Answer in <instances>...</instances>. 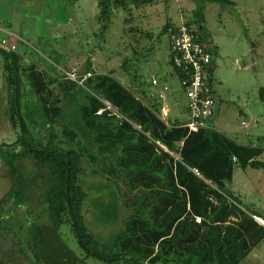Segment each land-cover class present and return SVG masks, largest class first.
Returning <instances> with one entry per match:
<instances>
[{"label": "trees", "instance_id": "obj_1", "mask_svg": "<svg viewBox=\"0 0 264 264\" xmlns=\"http://www.w3.org/2000/svg\"><path fill=\"white\" fill-rule=\"evenodd\" d=\"M155 2L97 0V35L106 33L113 9ZM191 13L193 19L183 23L201 38L203 7L195 5ZM174 25L166 22L162 34ZM12 47L0 48L9 121L23 148H30L26 156L44 171L42 214L55 230L71 231L82 260L242 264L264 241V215L245 211L227 188L236 169L264 174L261 146L237 143L213 128L191 132L185 123L162 120L157 105L146 103L113 71L95 72L88 59L84 68L91 76L79 85L64 78L63 71L73 68L25 66ZM213 69L206 75L212 86ZM259 95L264 101V88ZM87 175L97 179L89 185L92 195L84 190ZM86 201L97 233L85 219ZM121 208L128 215L120 228L100 232L115 226Z\"/></svg>", "mask_w": 264, "mask_h": 264}, {"label": "rangeland", "instance_id": "obj_2", "mask_svg": "<svg viewBox=\"0 0 264 264\" xmlns=\"http://www.w3.org/2000/svg\"><path fill=\"white\" fill-rule=\"evenodd\" d=\"M96 1L0 0V48L13 45L15 51L22 54L23 65L34 64L38 70L56 71L59 66L77 69L85 67L88 59L97 71H113V75L126 85L139 77L142 85L148 87L151 76L177 83L168 60V39L160 30L165 20L172 19L178 24V17L184 21L192 20L191 1L203 7V28L198 29L203 42L211 41L218 49L213 76L218 110L212 128L229 133L238 143H257L264 150V101L259 95L260 88H264V0H229L233 5L210 0H168L167 6H164L165 0H156L153 10L157 12H153L152 24L147 30L141 26L144 20L132 14V7L127 11L113 9L103 37L97 35ZM150 44L153 51L145 50L143 46ZM171 91L165 94L169 95ZM179 97L184 98L181 92ZM240 122L245 123L247 129L239 125ZM259 160L264 162V151ZM40 178L36 181L42 186L41 199L45 185ZM96 181L89 175L85 177L87 194H93L89 185ZM227 188L235 191L245 211L264 215V174L261 170L236 169ZM91 209V203L86 201L85 219L92 226L91 231L88 230L97 233L99 228L94 225ZM127 215L128 212L121 208L115 226L100 232L117 231ZM51 230L57 236L51 239L57 241L52 246L57 264L64 251L63 245L66 264H81L82 256L71 231L67 228L57 231L52 226ZM84 264L107 263L89 258ZM242 264H264V241Z\"/></svg>", "mask_w": 264, "mask_h": 264}, {"label": "flooded vegetation", "instance_id": "obj_3", "mask_svg": "<svg viewBox=\"0 0 264 264\" xmlns=\"http://www.w3.org/2000/svg\"><path fill=\"white\" fill-rule=\"evenodd\" d=\"M3 67L0 56V264H57L52 253L57 241H51L57 236L41 214L44 194L40 199L41 185L36 181L41 176L44 183V171L26 156L30 148H23L9 121ZM63 250L59 264H66L65 245Z\"/></svg>", "mask_w": 264, "mask_h": 264}, {"label": "built area", "instance_id": "obj_4", "mask_svg": "<svg viewBox=\"0 0 264 264\" xmlns=\"http://www.w3.org/2000/svg\"><path fill=\"white\" fill-rule=\"evenodd\" d=\"M165 34L172 69L176 72L179 86L188 102L189 121L185 123V127L191 132L208 129L216 105L213 87L206 81L207 69L212 65L209 46L191 26L183 22L167 27ZM63 75L65 79L82 85L91 76V72L84 70L79 74L78 70L71 69L63 71ZM151 83L156 85L155 80ZM105 104L114 111L107 102ZM259 222L264 226L262 221Z\"/></svg>", "mask_w": 264, "mask_h": 264}, {"label": "crops", "instance_id": "obj_5", "mask_svg": "<svg viewBox=\"0 0 264 264\" xmlns=\"http://www.w3.org/2000/svg\"><path fill=\"white\" fill-rule=\"evenodd\" d=\"M194 6L195 5L193 4V2L190 1V4H189V8H190L189 12L190 13L194 9ZM154 8H155L154 5H151V7L144 6V7L138 8V9L133 8L132 14L134 15V17L137 15L139 18H142V20H144V24H142L141 26L144 27L146 30L149 29L151 24H152V23H150V19L152 18L153 12H155V11L157 12V10H155V11L153 10ZM133 15H131V17H133ZM136 20L137 19H135L134 21H136ZM168 21L171 24H175V25L178 24V23H175V21H173L172 19L165 20V23ZM178 21H179V24L182 22H186L184 20H181L180 17H178ZM163 25H162V27H163ZM160 31L162 34V28ZM145 36L150 37V35H145ZM206 44H208V46L211 47L213 55H215L214 58L212 56V66L214 67L213 73H212V78H213V76L215 75V72H216V67H217L215 62H216V58L218 57V55H217L218 49H217V47H214L212 45L211 41L206 42ZM143 47L145 50L148 49L150 51H153V45H151V44H150V46L147 45V47L146 46H143ZM168 51H169V47H168ZM136 52L137 51H135L134 54H136ZM169 59H170V57H169ZM92 65H93L92 69L95 72L104 73V72L97 71L94 67V64H92ZM92 65H91V67H92ZM241 70L243 71V69H241ZM137 78H138L137 80H133V82H131L128 85L129 88H131V90L136 92L138 94V96L143 98L144 101L146 103H148L149 105H157V107L160 108V116H161L162 120H164L166 122L179 123V124H181V123L184 124V123L189 121V109H188V105H187L188 102H187V99L184 96V94H183V92L179 86L176 75H175V78H176L177 83H173V82L167 83L166 79H164V81H162L160 78H157L156 76H151V79L149 81V86H148L149 88L147 86L142 85L141 79H139V77H137ZM152 80L156 81V85H152V83H151ZM213 83H214V81H213ZM171 86L173 87V89H171ZM164 87H166V90H164ZM169 90H172L171 93L169 95L165 94ZM180 92L184 97L183 99L179 97ZM213 92H214V96L216 97V93H215L214 88H213ZM217 108H218V103L216 104L214 114H213L212 118L210 119V128H212V122L217 115V110H218ZM220 111H221V109H220ZM239 125H241L244 129H247V127H248L243 122H240ZM237 130L242 131V128H237ZM232 132L234 133L236 131H232ZM222 133H225L227 136L232 138L229 133H228L229 135L227 134V132H222ZM237 143H238V141H237ZM240 144H247V143H240ZM248 144H252V143H248ZM231 192L236 197L235 191L232 190ZM254 218H256V217H254Z\"/></svg>", "mask_w": 264, "mask_h": 264}, {"label": "water", "instance_id": "obj_6", "mask_svg": "<svg viewBox=\"0 0 264 264\" xmlns=\"http://www.w3.org/2000/svg\"><path fill=\"white\" fill-rule=\"evenodd\" d=\"M85 68L84 67H81L80 70H79V74H82L84 72Z\"/></svg>", "mask_w": 264, "mask_h": 264}]
</instances>
